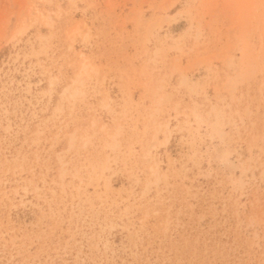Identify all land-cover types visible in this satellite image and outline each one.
<instances>
[{"label": "rangeland", "instance_id": "obj_1", "mask_svg": "<svg viewBox=\"0 0 264 264\" xmlns=\"http://www.w3.org/2000/svg\"><path fill=\"white\" fill-rule=\"evenodd\" d=\"M0 264H264V0H0Z\"/></svg>", "mask_w": 264, "mask_h": 264}]
</instances>
